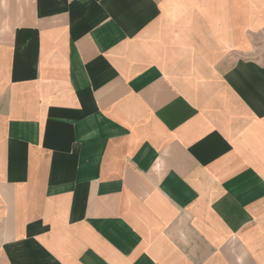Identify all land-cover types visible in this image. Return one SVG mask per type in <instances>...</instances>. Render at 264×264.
<instances>
[{"label":"crops","instance_id":"crops-1","mask_svg":"<svg viewBox=\"0 0 264 264\" xmlns=\"http://www.w3.org/2000/svg\"><path fill=\"white\" fill-rule=\"evenodd\" d=\"M262 7L27 0L0 25V264H264Z\"/></svg>","mask_w":264,"mask_h":264},{"label":"rangeland","instance_id":"rangeland-1","mask_svg":"<svg viewBox=\"0 0 264 264\" xmlns=\"http://www.w3.org/2000/svg\"><path fill=\"white\" fill-rule=\"evenodd\" d=\"M264 8V0H259ZM2 12H0V25L4 29L13 26L19 19V15L23 12L24 7L27 6V0H7ZM261 25L264 24V15L261 16ZM256 47L258 54H264V28L256 35Z\"/></svg>","mask_w":264,"mask_h":264}]
</instances>
